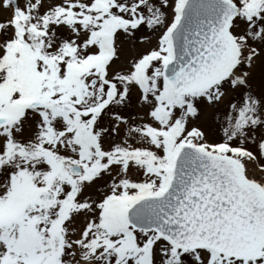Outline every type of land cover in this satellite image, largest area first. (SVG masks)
<instances>
[{
  "label": "snow or ice",
  "instance_id": "obj_1",
  "mask_svg": "<svg viewBox=\"0 0 264 264\" xmlns=\"http://www.w3.org/2000/svg\"><path fill=\"white\" fill-rule=\"evenodd\" d=\"M0 264H264V0H0Z\"/></svg>",
  "mask_w": 264,
  "mask_h": 264
}]
</instances>
